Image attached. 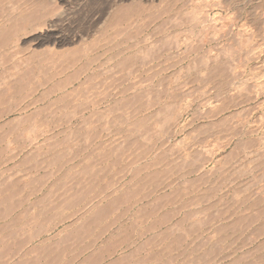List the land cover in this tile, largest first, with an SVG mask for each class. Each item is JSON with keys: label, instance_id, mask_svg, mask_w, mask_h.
Wrapping results in <instances>:
<instances>
[{"label": "rangeland", "instance_id": "obj_1", "mask_svg": "<svg viewBox=\"0 0 264 264\" xmlns=\"http://www.w3.org/2000/svg\"><path fill=\"white\" fill-rule=\"evenodd\" d=\"M113 1L0 0V191L108 167L135 264H264V0Z\"/></svg>", "mask_w": 264, "mask_h": 264}, {"label": "crops", "instance_id": "obj_2", "mask_svg": "<svg viewBox=\"0 0 264 264\" xmlns=\"http://www.w3.org/2000/svg\"><path fill=\"white\" fill-rule=\"evenodd\" d=\"M64 169L74 175L1 189L0 264H135V246L115 235L123 204L111 168Z\"/></svg>", "mask_w": 264, "mask_h": 264}, {"label": "bare ground", "instance_id": "obj_3", "mask_svg": "<svg viewBox=\"0 0 264 264\" xmlns=\"http://www.w3.org/2000/svg\"><path fill=\"white\" fill-rule=\"evenodd\" d=\"M122 1H124V0H116L115 2L113 1V2H114L113 7L115 6V8H117V9H114V10L116 11V13H115V14L112 13V14H113V18H114V15H115V19H118V20H119L118 22H121V21L124 22L125 20L127 21V19L129 18V16H131V15L134 14V13H135L134 15H136L137 12H138V14H139V11H141V10H142L141 12H146V11L150 10L151 8H157V7H155V5H152V4H151V3H153V0H150V2H149V0H141L139 3H134L135 1H133V3H132L133 5H130V6H129V5H128V6H124V5H122V4H123V3L121 4ZM151 1H152V2H151ZM176 1H177V0H176ZM176 1H175V2H176ZM54 3H55V2H54ZM148 3H149V4H148ZM9 4H11V5L13 6L14 9H21L22 7H25V9H27V8H29V9L41 8V9H42V7H43L42 5H44V3L41 2V1H39V2H34V1H29V2H27V1H26L25 3H19V2H17V1H15V2H13V3H9ZM23 4H24V6H23ZM118 4H119V5H118ZM129 4H130V3H129ZM136 4H137V5H136ZM160 4H161V2H160ZM45 5H46V4H45ZM143 5H144V6H143ZM166 5H167V3H166ZM148 6H150V8H148ZM156 6H157V4H156ZM201 6H202V5H201ZM207 6H208V5H207ZM135 7H136V8H135ZM182 7H183V6H182ZM205 7H206V6H205ZM211 7H212V6H211ZM43 8H44V7H43ZM134 8H135V9H134ZM179 8H180V7H179ZM206 8H207V7H206ZM161 9H162V8H161ZM199 9H201V8H199ZM203 9L205 10V8H203ZM203 9H202V10H203ZM114 10H113V11H114ZM159 10H160V9H159ZM164 10H165V9H164ZM177 10H178V9H177ZM168 11H171V9H170V10L168 9ZM205 11H206V12H205ZM205 11H203V13L205 12V13H204V17H203V19L206 20V17H208L209 14L207 13V10H205ZM151 12H152V11H151ZM166 12H167V10H166ZM200 12H201V11H200ZM168 13H169V12H168ZM178 13H179V12H178ZM186 13H187V12H186ZM188 13H189V11H188ZM203 13H202V14H203ZM153 14H154V13H153ZM164 14L166 15V13H164ZM154 15H155V14H154ZM154 15H152V16L155 17ZM165 15H164V16H165ZM178 15H179V14H178ZM190 15H191V14H190ZM150 16H151V15H150ZM166 16H167V15H166ZM173 16H174V15H173ZM179 16H180V15H179ZM198 16H199V15H198ZM202 16H203V15H202ZM202 16H201V17H202ZM103 17H104V16H103ZM169 17H170V15H169ZM171 17H172V15H171ZM191 17H192V16H191ZM113 18H112V19H113ZM126 18H127V19H126ZM131 18H132V17H131ZM137 18H138V17H137ZM143 18H144V17H143ZM165 18H166V17H165ZM174 18H175V17H174ZM174 18H173V19H174ZM211 18H212V17H211ZM144 19H145V18H144ZM169 19H171V18H167V22H166L165 20H164V21L162 20V22H163L162 24H159V25L156 24L157 26H154V27H156V30H157V31H156L157 33L155 32L156 35L158 34V32H159V33L162 32V31L160 32V30L162 29V26H163V25H166V24L169 22ZM173 19H171V20L173 21ZM198 19H199V18H198ZM203 19H202V20H203ZM109 20H110V19H109ZM145 20H146V19H145ZM149 20H150V19H149ZM192 20H194V19H192ZM214 20H215V19H214ZM138 21H139V20H138ZM147 21H148V20H147ZM151 21H152V20H151ZM194 21H195V20H194ZM141 22H142V21H141ZM192 22H193V21H192ZM102 23H103V22H102ZM108 23H109V22H108ZM108 23H107V24H108ZM132 23H133V21H132ZM137 23H139V22H137ZM148 23H150V21H149ZM215 23H216V22H215ZM103 24H104V23H103ZM113 24H114V21H113ZM113 24H110V25H113ZM145 24H146V23H144L143 26H145ZM168 24H169V23H168ZM173 24H174V23H173ZM175 24H176V23H175ZM135 25H137V24H135ZM138 25H140V24H138ZM207 25H208V24H207ZM207 25H206V26H207ZM143 26H142V27H143ZM171 26H172V25H171ZM208 26H209V25H208ZM227 26H228V25H227ZM128 27H129V26H128ZM137 27H138V26H137ZM123 28H124V27H123ZM125 28H126V27H125ZM134 28H135V27H134ZM213 28H215V27H213ZM213 28H212V29H213ZM113 29H114V28H113ZM120 29H122V28H120ZM154 29H155V28H154ZM207 29H209V28L207 27ZM104 30H105V29H103V31H104ZM152 30H153V29H152ZM103 31H102V32H103ZM137 31H138V30H137ZM220 31H223V30H220ZM220 31H219V32H220ZM105 32H106V31H105ZM212 32H213V31H212ZM177 33H178V32H177ZM213 33H214V32H213ZM217 33H218V32H217ZM221 33H222V32H221ZM105 34H106V33H105ZM150 34H151V33H150ZM153 34H154V33H153ZM219 34H220V33H219ZM133 35H134V34H133ZM156 35H154V36H156ZM169 35H170V34H169ZM217 35H218V34H217ZM221 35H222V34H221ZM100 36H101V35H100ZM115 36H116V35H115ZM115 36H114V37H115ZM159 36H160V35H159ZM165 36H166V38H167L168 34L165 35ZM215 36H216V35H215ZM129 37H130V36H129ZM131 37H132V36H131ZM216 37H217V38H220L221 36H220V37H219V36H216ZM109 38L112 39V36L109 37ZM115 38H118V36L115 37ZM126 38H127V36H126ZM143 38H144V37H143ZM156 38H157V37H156ZM159 38H160V37H159ZM102 39H103V38H102ZM112 40H113V39H112ZM119 40H120V38H119ZM130 40H131V38H130ZM132 40H133V37H132ZM107 42H108V41H107ZM138 42L141 43V41H138ZM143 42H144V41H143ZM105 43H106V41H105ZM153 43H154V42H153ZM158 43H159V42H158ZM103 44H104V43H103ZM147 44H148V43H147ZM165 44H166V43H164V45H165ZM91 45H92V44H91ZM101 45H102V43H101ZM107 45H108V44H107ZM113 45H115V44H113ZM103 46H104V45H103ZM130 46H132V45H129V47H130ZM152 46H154V45H152ZM152 46H150V47H152ZM158 46H160V45H158ZM158 46H157V47H158ZM166 46H167V45H166ZM166 46H165V47H166ZM168 46H170V44H169ZM127 47H128V46H127ZM127 47L125 48L126 50H132L131 48H128V49H127ZM165 47H164V48H165ZM174 47H175V46H174ZM109 48H110V47H109ZM109 48H108V49H109ZM117 48H118V47H117ZM100 49H101V48H100ZM125 49H124V50H125ZM139 49H140V48H139ZM166 49H168V47L165 48V51H166ZM46 50H47V49H46ZM140 50H141V49H140ZM112 51H113V50H112ZM153 51H154V50H153ZM62 52H63V51H61V52H55V53H54L53 51L48 50V51H45L44 54H46L47 59H50V57H51V60H52L53 58H56L55 56L58 57V55H56V54H59V55L61 54L60 57L63 58V59H65V60H70V59H74L75 57H77V55L80 53V50H79V49H73V50L71 49V50H65L63 53H62ZM108 52H109V51H108ZM141 52H142V51H141ZM147 52H148V51H147ZM156 52H157V51H156ZM156 52H155V53H156ZM158 52H159V51H158ZM245 52H246V51H245ZM116 53H117V52H116ZM118 53H119V52H118ZM120 53H122V52L120 51ZM135 53H136V52H135ZM145 53H146V52H145ZM170 53H171V52H170ZM32 54H33V55H32ZM42 54H43V53H42ZM103 54H104V51H103ZM129 54H130V53H129ZM129 54H128V55H129ZM141 54H142V53H141ZM143 54H144V53H143ZM157 54H158V53H157ZM157 54H156V55H157ZM160 54H162V53H160ZM30 55L33 56V59L39 58V56H40V54L37 55V54H35L34 52H33V53H30ZM156 55H155V57H156ZM158 55H159V54H158ZM174 55H175V54H174ZM248 55H249V54H248ZM41 56H42V55H41ZM99 56H100V55H99ZM140 56H141V55H140ZM142 56H145V57H147V59H149L148 56H146V55H142ZM168 56H169V55H168ZM168 56H167V57H168ZM172 56H173V55H172ZM35 57H36V58H35ZM121 57H122V56H121ZM164 57H165V56H164ZM43 58H44V57H43ZM58 58H59V57H58ZM58 58H57V59H58ZM77 58H78V57H77ZM131 58H132V57H131ZM133 58H134V57H133ZM137 58H139V57H137ZM141 58H143V57H141ZM157 58H158V57H157ZM159 58H160V56H159ZM174 58H176V57H174ZM182 58H183V57H182ZM40 59H41V58H40ZM129 59H130V58H129ZM129 59H128V60H129ZM143 59H144V58H143ZM147 59H146V60H147ZM154 59H155V58H154ZM170 59H171V58H170ZM250 59H251V58H250ZM256 59H257V57H256ZM122 60H123V59H122ZM139 60H140V59H139ZM146 60H145V61H146ZM168 60H169V59H167V61H168ZM184 60H185V59H184ZM39 61H40V60H39ZM63 61H64V60H63ZM74 61H75V60H74ZM145 61L143 60L144 63H145ZM148 61H150V60H148ZM165 61H166V60H165ZM64 62H65V61H64ZM105 62H106V61H105ZM110 62H111V61H110ZM117 62H119V61H117ZM121 62H122V61H121ZM124 62H125V61H124ZM127 62H128V61H127ZM130 62H131V61H130ZM143 62H142V63H143ZM172 62H173V61H172ZM172 62H171V63H172ZM68 63H69V62H68ZM68 63H67V64H68ZM144 63H143V64H144ZM146 63H147V62H146ZM146 63H145V64H146ZM162 63H164V62L162 61ZM176 63H177V61H176L174 64H176ZM178 63H179V62H178ZM178 63H177V64H178ZM105 64H106V63H105ZM123 64H124V63H123ZM145 64H144V65H145ZM148 64H150V63H148ZM156 64H157V63H156ZM169 64H170V63H169ZM169 64H168V65H169ZM187 64H188V63H187ZM127 65H128V64H127ZM180 65H181V64H180ZM185 65H186V64H185ZM188 65H190V64H188ZM192 65H193V64H192ZM194 65H195V64H194ZM197 65H198V63H197ZM197 65H196L195 67H197ZM200 65H202V64H200ZM123 66H124V65H123ZM123 66H122V68H123ZM131 66H132V65H131ZM157 66H158V65H157ZM170 66H171V65H170ZM174 66H176V65H174ZM206 66H207V64H206ZM115 67H116V65H115ZM124 67H127V66L125 65ZM132 67L135 68L134 65H133ZM141 67H142V65H141ZM147 67H148V66H147ZM171 67H173V64H172ZM179 67H181V66H179ZM192 67H193V66H192ZM195 67H194V68H195ZM122 68H120V69H122ZM130 68H131V67H130ZM153 68H155V67H153ZM166 68L168 69V67H166ZM173 68H174V67H173ZM190 68H191V67H190ZM190 68H189V69H190ZM208 68H209V66H208ZM210 68H211V66H210ZM210 68H209V70H210ZM214 68H215V67H214ZM219 68H220V67H219ZM219 68H218V70H220ZM113 69H114V66H113ZM116 69H117V68H116ZM126 69H127V68H126ZM136 69H137V68H136ZM138 69H139V68H138ZM157 69H158V68H157ZM160 69H161V68H160ZM167 69H166V70H167ZM203 69H204V68H203ZM221 69H223V68L221 67ZM158 70H159V69H158ZM168 70H169V69H168ZM178 70H179V68H178ZM187 70H188V69H187ZM207 70H208V69H207ZM211 70H214V69L212 68ZM216 70H217V69H216ZM117 71L119 72V70H117ZM160 71H161V70H160ZM134 72H135V71H134ZM134 72H133V73H134ZM147 72H148V71H147ZM154 72H155V71H154ZM210 72L212 73L213 71H210ZM217 72H218V71H217ZM128 73H129V72H128ZM156 73H157V71H156ZM156 73H154V74H156ZM171 73H172V72H171ZM174 73H175V71H174ZM177 73H178V72H177ZM208 73H209V71H208ZM125 74H126V72H125ZM130 74H131V73H130ZM143 74H144V73H143ZM149 74H150V73H149ZM166 74H167V73H166ZM120 75H121V74H120ZM120 75L118 74V76H120ZM123 75H124V74H123ZM138 75L140 76V74H138ZM138 75H137V76H138ZM152 75H153V73H152ZM152 75H151V76H152ZM125 76H126V77H129V76H127V75H125ZM125 76H124V77H125ZM134 77H136V76L134 75ZM121 78H122V77H121ZM168 79H169V78H168ZM136 80H137V79H136ZM174 80H175V79H174ZM148 81H149V80H148ZM172 81H173V80H172ZM135 82H136V81H135ZM137 82H138V81H137ZM140 82H142V81H140ZM168 82H169V81H168ZM168 82H167V83H168ZM143 83H144V82H143ZM147 84H148V83H147ZM171 84H173V83H171ZM181 84H182V83H181ZM259 84H260V82H259ZM162 85H163V84H162ZM168 85H169V84H168ZM256 85H257V84H256ZM256 85H255V86H256ZM260 85H261V84H260ZM127 86H128V85H127ZM239 86H240V85H239ZM262 86H263V84H262ZM135 88H136V87H135ZM137 88H138V87H137ZM137 88H136V89H137ZM128 90H129V88H128ZM163 90H164V89H163ZM256 90H257V89H256ZM254 92H255V91H254ZM180 112H181V111H180ZM180 112L177 113V116L180 115ZM260 140H263V139L261 138ZM263 142H264V141H263ZM177 143H178V142H177ZM181 143H182V142H181ZM179 145H180V144H179ZM217 148H219V147H217ZM209 151H210V150H209ZM211 151H212V152H211V155H210V156H211L212 158H214V156H215L216 152L218 151V149H217V151H215V150L213 151V150L211 149ZM210 156H209V157H210ZM225 156H226V155H225ZM229 156H230V155H229ZM213 165H214V163H213ZM216 166H217V165H216ZM146 167H147V166H146ZM141 168H142V167H141ZM209 173H210V172H209ZM201 177H203V176H201ZM203 178H204V177H203ZM200 210H201V209H200ZM202 211H203V210H202ZM202 211H201V213H202ZM199 212H200V211H199ZM204 212H205V211H204ZM200 224H201V223H200Z\"/></svg>", "mask_w": 264, "mask_h": 264}]
</instances>
